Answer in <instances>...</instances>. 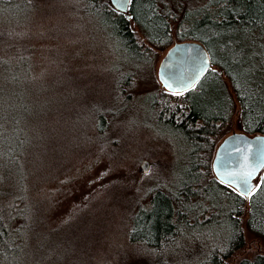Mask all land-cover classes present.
<instances>
[{
    "label": "trees",
    "instance_id": "obj_1",
    "mask_svg": "<svg viewBox=\"0 0 264 264\" xmlns=\"http://www.w3.org/2000/svg\"><path fill=\"white\" fill-rule=\"evenodd\" d=\"M37 1L0 0V43L7 49L0 52V264H24L21 256L31 244L40 255L26 264H56L62 250L46 249L52 243L43 237L51 231L30 200L24 170L31 142L24 129L17 130L36 112L22 98L32 54L28 44L13 42L17 33L9 26L23 21ZM76 1L81 17L98 26L113 55L108 71L114 99L125 94L131 103L129 89L145 75L157 84L155 62L175 39L206 46L213 66L195 85L179 92L155 86L143 96V120L174 133L171 143L180 160L168 185L147 189L146 203L129 215L128 235L152 255L153 264H168L166 256L177 253L187 236L200 240L195 243L203 252L172 264H231L246 246V231L264 237V168L255 194L245 195L217 178L212 160L231 131L237 106L240 130L264 133V0H131L127 11L111 0ZM107 103L95 101L90 108L101 133L109 129L108 115L116 116L117 102L110 109ZM235 264H264V252Z\"/></svg>",
    "mask_w": 264,
    "mask_h": 264
},
{
    "label": "rangeland",
    "instance_id": "obj_2",
    "mask_svg": "<svg viewBox=\"0 0 264 264\" xmlns=\"http://www.w3.org/2000/svg\"><path fill=\"white\" fill-rule=\"evenodd\" d=\"M78 5L76 0H38L23 21L9 26L17 33L13 42L28 44L32 54L22 98L36 112L17 128L31 142L24 153L27 190L39 206L38 216L45 218L44 228L51 231L43 237L45 244L48 238L52 243L46 249H62L56 264H153L152 255L129 239L128 230L129 215L146 203L147 189L159 182L168 185L171 168L180 160L171 143L174 133L143 120L144 94L163 87L157 67L167 48L154 65L157 84L145 75L129 89L131 103L125 94L114 99L108 71L113 55ZM1 51L7 53L2 43ZM95 101H107L108 109L117 102L112 109L116 116L108 115L109 129L103 133L89 114ZM234 130L241 131L238 106ZM145 158L150 161L146 171L141 167ZM188 238L181 240L177 253L166 256L168 264L203 252L197 238ZM258 251L264 252V237L246 231V246L231 264ZM35 252L31 244L21 262H33L40 255Z\"/></svg>",
    "mask_w": 264,
    "mask_h": 264
},
{
    "label": "water",
    "instance_id": "obj_3",
    "mask_svg": "<svg viewBox=\"0 0 264 264\" xmlns=\"http://www.w3.org/2000/svg\"><path fill=\"white\" fill-rule=\"evenodd\" d=\"M111 3L121 11H127L130 3L121 7L120 0ZM212 60L206 46L195 39L173 42L159 60L158 78L164 88L170 91H184L201 78L212 67ZM150 161L145 158L141 163L144 171ZM212 168L221 181L248 195V189H254L264 168V133L231 131L218 143ZM251 173V176L248 175ZM247 181V188H244Z\"/></svg>",
    "mask_w": 264,
    "mask_h": 264
},
{
    "label": "snow or ice",
    "instance_id": "obj_4",
    "mask_svg": "<svg viewBox=\"0 0 264 264\" xmlns=\"http://www.w3.org/2000/svg\"><path fill=\"white\" fill-rule=\"evenodd\" d=\"M113 2L115 3L116 0H113ZM120 3H121V7H123L126 3H131V0H120ZM248 175L251 176V173H248ZM243 187L247 188V181H244ZM247 194L254 195L255 192L252 189H248Z\"/></svg>",
    "mask_w": 264,
    "mask_h": 264
}]
</instances>
